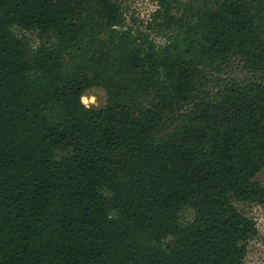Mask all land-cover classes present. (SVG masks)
I'll return each mask as SVG.
<instances>
[{
  "label": "trees",
  "instance_id": "16d2710c",
  "mask_svg": "<svg viewBox=\"0 0 264 264\" xmlns=\"http://www.w3.org/2000/svg\"><path fill=\"white\" fill-rule=\"evenodd\" d=\"M128 9L0 0V264H244L264 0Z\"/></svg>",
  "mask_w": 264,
  "mask_h": 264
},
{
  "label": "rangeland",
  "instance_id": "374dc122",
  "mask_svg": "<svg viewBox=\"0 0 264 264\" xmlns=\"http://www.w3.org/2000/svg\"><path fill=\"white\" fill-rule=\"evenodd\" d=\"M129 5V15L146 21L151 11L156 7L157 0H124ZM82 102L87 106L100 107L104 103V93L101 89H92L84 93ZM264 178V170L258 179ZM248 214L255 221L256 234L248 241L244 264H264V206L250 204L245 206Z\"/></svg>",
  "mask_w": 264,
  "mask_h": 264
}]
</instances>
